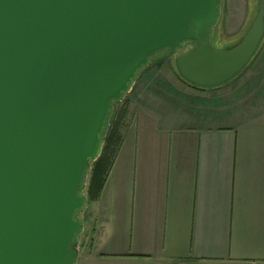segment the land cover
Returning <instances> with one entry per match:
<instances>
[{
  "label": "water",
  "instance_id": "95a60500",
  "mask_svg": "<svg viewBox=\"0 0 264 264\" xmlns=\"http://www.w3.org/2000/svg\"><path fill=\"white\" fill-rule=\"evenodd\" d=\"M256 3L240 41L218 50L220 0H0V264L73 263L113 103L161 51L190 86L231 81L264 39Z\"/></svg>",
  "mask_w": 264,
  "mask_h": 264
},
{
  "label": "crops",
  "instance_id": "0c3cea01",
  "mask_svg": "<svg viewBox=\"0 0 264 264\" xmlns=\"http://www.w3.org/2000/svg\"><path fill=\"white\" fill-rule=\"evenodd\" d=\"M261 53L214 88L140 70L75 264H264Z\"/></svg>",
  "mask_w": 264,
  "mask_h": 264
},
{
  "label": "rangeland",
  "instance_id": "374dc122",
  "mask_svg": "<svg viewBox=\"0 0 264 264\" xmlns=\"http://www.w3.org/2000/svg\"><path fill=\"white\" fill-rule=\"evenodd\" d=\"M256 10H257L256 0H220L219 16L215 22L214 28L212 29V38L210 40V45L214 49L220 50V49L229 48L232 45L239 42L240 39L246 33V31L249 29L251 23L253 22L256 15ZM263 46H264V42L262 41L257 52L254 55L255 58L262 54L261 52ZM191 48H193V45L187 44L182 48L181 51H179V54L187 50H190ZM174 60H175V56H171L167 52L161 51L153 54L148 59L147 62L148 65L146 66L147 69L143 68L142 76L144 77L142 78H144L145 80V78L146 79L148 77L150 78L151 76H153V74L157 73L159 78H163V76L168 75L169 80H174V79L177 80L176 78L177 73L175 71ZM167 62L171 64L172 69L171 68L169 69L167 67L166 65ZM168 69L171 70L172 74L171 72H168ZM122 103L119 102V103H114L112 105L111 115L106 123V129L104 131L105 136L110 130L111 124L116 116L115 114H117V111L121 108ZM92 168H93V163H90L89 168L84 177L81 194L85 198L87 197V188L89 186V179ZM90 207H92V204L91 206L88 204L87 208L80 210L76 215V218L78 219V221L81 222L83 226V232L76 238L77 258H75L72 264H75L76 260L79 259L83 245L86 244V239L89 236Z\"/></svg>",
  "mask_w": 264,
  "mask_h": 264
},
{
  "label": "trees",
  "instance_id": "16d2710c",
  "mask_svg": "<svg viewBox=\"0 0 264 264\" xmlns=\"http://www.w3.org/2000/svg\"><path fill=\"white\" fill-rule=\"evenodd\" d=\"M190 87L195 89H200L194 86H190ZM103 135H105V133ZM119 145L120 142L116 134V128L114 123L113 125H111L110 130L105 136L104 147L101 156L98 158L96 162L93 163V168L89 179V186L87 188V197H86L89 203L98 200L100 193L103 189V185L105 183L107 174L112 165L113 159L119 148ZM77 213L78 212H76V214Z\"/></svg>",
  "mask_w": 264,
  "mask_h": 264
}]
</instances>
